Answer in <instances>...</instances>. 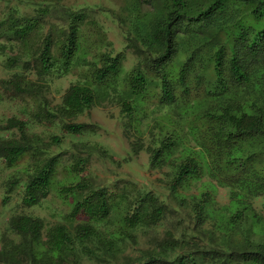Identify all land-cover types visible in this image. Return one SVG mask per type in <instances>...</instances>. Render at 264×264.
Segmentation results:
<instances>
[{
  "label": "trees",
  "instance_id": "1",
  "mask_svg": "<svg viewBox=\"0 0 264 264\" xmlns=\"http://www.w3.org/2000/svg\"><path fill=\"white\" fill-rule=\"evenodd\" d=\"M24 4L33 12L0 19V54L15 52L5 63L22 71L6 86L32 110L9 119L18 134L0 135V160L24 161L9 187L22 188L25 206L41 207L54 189L70 209L53 223L12 214L0 264H264V0H126L113 17L136 57L130 69L86 8ZM68 74L76 80L48 107L45 92ZM106 101L119 106L131 152H147L167 195L86 174L91 156L107 152L87 139L93 124L72 120ZM53 119L70 138L66 159L27 133ZM140 238L135 257L123 254Z\"/></svg>",
  "mask_w": 264,
  "mask_h": 264
},
{
  "label": "rangeland",
  "instance_id": "2",
  "mask_svg": "<svg viewBox=\"0 0 264 264\" xmlns=\"http://www.w3.org/2000/svg\"><path fill=\"white\" fill-rule=\"evenodd\" d=\"M27 0H0V19L6 12L16 9L19 14H28L33 12L32 7L24 6ZM29 1V0H28ZM39 1V0H34ZM59 4L71 6L74 8H86L88 14L95 18L106 31L108 39L112 43L113 53H122L124 67L130 69L136 62V57L132 54L131 49L126 47L125 38L119 24L114 19L113 14L122 12L126 0H58ZM55 14V13H54ZM54 16L47 15L45 22L53 21ZM2 41H0L1 43ZM15 52L5 49L3 55L0 54V135L10 136V134H18L15 127L9 128V119L17 118L26 120L32 110L30 101L20 100L12 95L11 90L7 89L6 80L15 72H21L20 65L7 67L5 61L8 57L13 56ZM20 64V63H19ZM31 76L32 74H28ZM76 76L68 74L55 79L45 92L46 105L54 107L59 104L61 97L66 91L69 84L76 80ZM10 88V87H9ZM151 105V103L149 104ZM148 105V106H149ZM27 110V111H26ZM153 117H148L142 121V129L146 130L147 124L152 122ZM50 121H39L37 124L27 129L28 134H36L40 140L51 144L52 150L64 153V158L69 157L70 138L63 135L59 127L58 119ZM72 122L93 124L96 132L87 136L91 143H97L106 150L108 157H101L93 154L88 161L87 175H91L97 184L117 183L122 180H132L141 187L150 189L156 193L167 195V190L160 181L161 173L159 170L149 166L148 154L143 149L137 154L131 152V142L134 139L130 133V129L126 127V119L120 113L119 106L110 101L104 102L100 106H94L86 110L82 115L74 118ZM6 127L8 129H6ZM127 130V131H126ZM127 132V135L125 134ZM129 132V134H128ZM145 132V131H144ZM60 137V144L52 143V136ZM150 141L148 133H144V143ZM24 161L15 167H7L0 160V236L3 234L10 235L7 232V220L14 213H24L27 215L42 217L45 222L53 223L60 220L62 215L69 211L68 203L61 199V195L56 191L52 192L42 202L41 207H28L22 203V188L18 185H11L9 181H13L15 176L21 172ZM9 189V191H7ZM7 197L6 203L3 199ZM217 199L221 203H226V190L219 188ZM257 203V202H256ZM144 247V241L140 238L134 247L126 246L123 254H131L135 257L139 248ZM124 259V258H123ZM119 258L118 264L124 260ZM112 264V263H109Z\"/></svg>",
  "mask_w": 264,
  "mask_h": 264
}]
</instances>
